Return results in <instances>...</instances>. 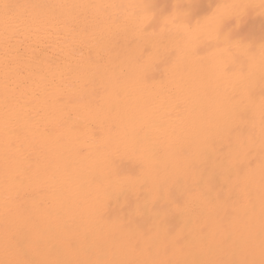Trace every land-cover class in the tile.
Masks as SVG:
<instances>
[{"label":"bare ground","instance_id":"bare-ground-1","mask_svg":"<svg viewBox=\"0 0 264 264\" xmlns=\"http://www.w3.org/2000/svg\"><path fill=\"white\" fill-rule=\"evenodd\" d=\"M0 264H264V0H0Z\"/></svg>","mask_w":264,"mask_h":264}]
</instances>
